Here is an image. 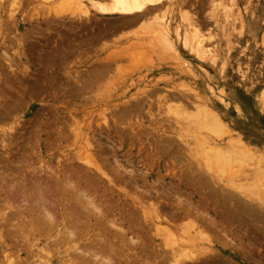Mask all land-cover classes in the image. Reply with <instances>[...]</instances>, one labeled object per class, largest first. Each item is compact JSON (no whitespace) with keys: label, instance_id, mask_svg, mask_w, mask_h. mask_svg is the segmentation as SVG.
I'll use <instances>...</instances> for the list:
<instances>
[{"label":"rangeland","instance_id":"obj_1","mask_svg":"<svg viewBox=\"0 0 264 264\" xmlns=\"http://www.w3.org/2000/svg\"><path fill=\"white\" fill-rule=\"evenodd\" d=\"M67 1L68 0H0V43L2 44L3 41L6 42L5 44H0V48H2L1 50H7L8 55L12 58V66L14 67V69L12 67L10 68L8 63L4 61L5 58L0 54V114H2L0 116L3 117V114L5 115V112L9 106L11 109H13L11 110L12 112L8 113L9 118H6L4 121L0 122V126H2L0 127V139L1 137L2 140L3 138L4 140L6 138L5 145H7V143L9 144V142L11 145V149L10 146H4L5 148H9L8 151H5L4 147L2 146V144L4 145V140L3 143H0L2 146H0V158L2 159L4 156L6 158L8 157L7 160L9 158L10 159L7 163H12H10L11 165L9 166L5 164L7 161L5 158V161L2 159L3 162L0 159V175H2L4 173V169H6L3 167L9 166V168H11L10 171L12 170L11 174L14 175L15 172L19 171L18 168H21L19 166H22L24 170L21 168L18 172V174L20 173V178L23 179V177H21V173L23 174V172H25L24 174L27 176L26 178L28 179V177H31L29 178L31 181H36L37 178L42 182L43 180L45 182L48 180L51 184V190L48 192L51 193L48 194L51 202L50 204L52 205L51 208L53 207V204L55 207H53L51 211L54 215H57V218L60 216V213L64 214L66 212V214H70L71 212L73 214V212H76L77 209L72 206L74 204V199H72L71 196L70 198L65 199V195L63 196L62 194H58L62 193V186L59 182L63 180L61 182L63 185L64 180H66L65 178H67V180H71V184L74 183L73 185L75 188L80 186L78 189L81 188V191L84 190L86 186L88 188L91 183L92 186L88 189H85H87L86 192H91V195H94L93 197L91 196L92 199L94 198L93 201L98 203V199L101 200V198L105 195L108 200L105 197L104 203L106 205L109 204L108 206L111 205L110 209L116 206L114 209H111L112 212L115 211L113 214H116V216L121 214V216L119 215L118 218H120V220L124 219V221L127 220L129 222V224H124V229L129 233H132L130 237L136 239L137 236V238L143 240V244L146 245V250L144 251H152V253H150L151 251L147 253L150 256L148 255L147 257L145 252L143 255L146 256H143L142 253H140L143 251L140 246L137 247L135 246L136 244H131V246H129L130 244H127V246H124V248L127 251L129 250V253H125L126 251L123 250L124 252H122L124 255L121 257V260L115 256V264H123V262L125 264L126 260L127 263L128 261L130 262L128 264H131L132 261L129 260L131 257H133L131 259H137L133 260V262L136 261V264H142V261L144 262L143 264H149L150 261V264H157V262L160 260L153 257L156 246H159L161 249L164 248V243H167L168 246L171 247L172 240L177 242L180 246L185 242L186 245L184 246L187 248H189L188 246H191L188 245V243H192V245L194 244L192 250L195 251V253L196 251L198 253L207 251V243L205 244L204 241L196 239V235L193 233L196 232V228L195 226L193 227L192 220L189 218H179L181 212L180 210L181 208L193 206L195 208H191L192 210L198 209V211L200 210V213L202 212L212 217H214V214H216L218 218H220L222 210L214 207L215 203L213 201L216 202L218 200L216 199V196L219 199L220 196H222L224 199L225 196H223V192L225 195L232 193L234 199H238L244 204L247 203L249 206L253 205L256 208L261 207L263 208L261 210L264 211V198H261L257 195L260 191L258 190L259 188H261V191L264 192V184L262 183V181H264L262 180V178H264L263 175H259L261 181L259 182V188H255L257 194L254 189H252L251 192L250 190L247 191V195L250 197L249 200L246 198V192L242 189V176L245 172L250 173L251 171L256 172L257 170L261 171L263 169L262 172L264 173V0H234V15L228 18L225 17L222 8L217 7L219 1L221 3L222 0H157L158 4L151 9L149 15H147V18L143 19L144 21L139 22L137 25H130L131 28L130 26L126 28V25H121L122 27H118V25L121 24L118 18L102 19V17L98 16V14H96V12L93 11L90 6H88L89 14L88 12L83 14V12L79 10H75L76 12H74L73 9L69 10L71 9L70 7L74 6H71V4ZM100 1L105 2L103 0ZM154 9L156 10L154 11ZM237 10H239V12ZM86 15H90L91 18L89 16L87 18ZM224 17L226 20H224ZM115 20L118 21L117 23L119 24H117ZM242 20L244 27H242L241 24ZM112 21L116 23V26L115 23H112ZM155 24H157L158 27L159 25H162L166 29L167 33H164V35L168 41L171 42V49L167 46H165V48L164 45L161 47L160 43L162 38L159 35H155V32L152 33L155 30L151 29H155L157 26ZM114 26L116 27L115 29ZM241 30L242 36H240ZM192 33L196 34L197 38L201 40L202 45H204L205 48L212 47V43L214 45L216 43L215 47H219L220 44L221 48L223 46V53H227L226 48L228 43L232 45L233 49L229 55L222 53L223 63L217 67L211 68L207 66L206 62L199 60L194 53H190L188 49L182 46V38H184L183 35L185 36L187 34L190 38L189 35H192ZM154 36H156L155 38L157 41H154ZM157 38L159 40L161 39V41H159ZM20 45H22L21 51ZM21 52L23 53L22 58H18ZM130 57L132 58L130 59ZM102 59L103 61L106 60V63H103ZM175 59L176 61H174ZM112 60H116L117 63L116 61L113 62ZM108 62H110V65ZM104 64L111 67H106ZM102 65L106 68H102ZM14 70H16V72ZM243 74H246L250 77L248 82L242 80ZM73 80L74 82H72ZM209 88H213L218 93H220L219 90L223 91V94H221L223 97L221 96V98L224 99L225 105L219 104L217 98H215L216 96L213 97V95L208 93L207 89ZM92 90H94V93ZM192 91H195L193 95H195L199 101L207 104L211 110H214L217 113L218 117L223 121V125H226V129L229 130L228 132L225 131L223 132L225 134L220 133L217 136L211 131L203 129V121L200 117H198L197 110L189 98L190 94L192 95ZM186 94L189 95L187 96ZM185 106L189 108H185ZM5 107L7 108L5 109ZM180 109L181 112L179 111ZM3 110H5L4 113L2 112ZM175 111L181 115L194 118V121L190 127H188V131L182 132L178 123L176 120H174L176 119L174 116ZM117 114L121 115L118 116ZM5 116H7V113ZM103 121L105 122L104 124ZM125 123L128 124L126 125ZM198 125L201 130L198 129ZM69 126L72 129H70ZM73 126H77V129H80V131L77 130V132L81 133V139H76L74 137L73 129L76 127L74 128ZM235 137L243 141L250 151L249 156H244L246 159L243 157V165L237 162L228 163V165H225L223 167L224 169L222 170L224 171L226 169V173L219 172L217 169L214 170V168H211V166H209L207 163V158L210 155L209 152L211 153V148L221 149L222 147V149H224L228 142H230L229 140L233 141V139H236ZM85 139H88L90 142L88 143L93 145L92 148L91 145H88L90 148H88V146L86 147L84 143ZM92 139L94 141L97 140V142H94ZM27 141L29 146H32L29 147L26 144ZM98 142L99 145L97 144ZM156 144L158 146H156ZM64 147L66 149H64ZM88 149V154H91L92 156L95 155L93 158H95L94 160H96L97 163V156L102 158L101 159L99 157L102 162L107 163L108 166L105 165L106 169L109 171L110 176L116 179L115 182L117 181L113 187L112 185H109V189L112 191L108 190V184L103 179L99 177L98 181V172L96 173L94 167L92 170V168H89V166L87 167L84 162L75 159L76 154L78 155V153H87L86 150ZM179 149L181 150L180 152ZM8 152L9 154L20 155H15L16 158H13V160L11 158L13 155H5ZM21 152H23L22 156ZM23 155L26 159L23 157ZM106 155L108 156L105 157ZM19 156L20 158L22 157L24 161H27L24 163V161L20 159L21 162L23 161V163L27 164L28 166L19 165L21 163L17 159ZM13 163H15L14 166ZM73 163H75V165ZM173 164L175 165L173 166ZM33 166L36 168V172L33 171L35 170ZM46 168H49L50 170L53 168V173H50V171ZM55 168H58L57 172H55ZM29 169L31 171H29ZM13 170L17 171L14 172ZM72 170L74 172H71ZM234 171H236V173H234ZM47 172L49 174H47ZM60 172H63V174ZM118 172H120L119 174L121 176H117V178L115 176L119 175L116 174ZM9 173H4L2 178H0L4 184L3 185L0 180V195L2 198H0V200L2 201L4 197L9 195H12L14 200H16L15 197L18 200L15 192L10 194V192L8 193L6 190L7 188H5V186L7 187V185H5L6 183L9 184L11 180H14L15 182L19 179L16 174V180L13 178L14 176L11 177L12 175L7 176ZM37 173H40L41 175H37ZM66 174L69 175L65 177ZM32 177L37 178L32 179ZM50 177H53V179ZM29 179L27 181H30ZM186 179L190 182H188ZM53 180H56L55 184ZM48 181L47 184L49 185ZM83 182H89V185L87 183V185H85ZM53 184L54 187H51ZM159 187L161 189H159ZM101 188H105V190L103 191ZM138 189H148L150 193V195H145L146 197H143L144 200L143 198L141 199L143 206L140 207V210L138 207L139 205L135 204L138 207L137 208L134 204H132L133 201H130L131 197H129L132 196L133 199L135 197L139 198L140 192ZM227 190L229 191L228 193H226ZM154 191L157 193H154ZM93 192L98 195L92 194ZM2 194H5L4 197H2ZM62 197L67 202V204H69V202L73 203H70L71 205L69 204L70 210ZM151 197L152 199H150ZM52 198L54 202H57L56 205L54 202L52 204ZM19 201L14 202V205L21 207V205L18 204ZM179 201H185V204L180 205L179 207ZM58 204L60 208L56 209ZM152 204L158 206V211L160 213L158 211L156 212L155 208L153 209L151 207ZM228 206H230V204L227 203L226 209ZM23 208L20 209L21 214H24L26 211H28V209L22 211ZM71 208L75 210L73 211ZM130 208H133V210ZM2 209L4 208L2 207ZM120 210L122 213L119 212ZM141 210L142 212L144 210L147 215L144 214V212L142 213ZM80 211H82L80 216H76L80 218L83 216L82 218H85V220H80L81 223H79L80 226L78 225V227L80 229L84 227L83 230L85 233H90L86 237L89 241L93 236L96 235L95 232L98 231V222L95 223V228V220H91L90 218L89 220L91 221L86 220L87 217L84 216L86 212L81 209ZM9 212L10 211L4 209V216L6 218L8 217L6 214ZM129 212H132L135 215ZM11 213H9V215ZM26 213H28L26 214L28 216L29 211ZM140 214H143L144 218ZM13 215L14 214L12 213L10 217ZM133 216L134 219L132 220H135L134 224L131 222L132 220L129 221L131 218H133ZM137 216H139V219L136 218ZM155 216L160 218L156 219L154 218ZM162 217L163 220L161 222ZM173 218L176 219L174 222L172 221ZM7 219H9V217ZM145 219L148 222L145 221ZM11 220L10 224L7 223L10 226H7L12 227L13 224H16L15 227H17L19 225V222L15 221V219ZM82 221H85V224ZM143 222L146 223L145 226ZM3 224H5L4 221ZM82 224H84L86 227L88 226V228ZM5 225L1 227H4ZM92 226H94L95 230L94 228L93 230L91 229ZM150 226L152 227L150 228ZM253 226L255 225H252L251 227L253 228V231L251 230L253 232L251 233L252 235H254L255 228H260L262 226L260 229H264V218L262 219V222H259L258 227H256L257 225L255 228ZM15 227L13 225L12 229L9 228L10 230H7L8 227H5V231L4 228L3 230L0 229L1 239L7 243L6 245H9L8 247H10L9 250H6L7 252L9 251L8 253H5V255H0V264L5 263V260L2 259L4 256L9 255L10 253H12L11 258L13 262L11 264H18V262L21 264L22 262L19 260H21L23 256L18 257L19 254H22V250L20 251V249H22L20 245L22 236L20 238L18 230ZM138 227L140 229H138ZM14 228L15 230L13 232ZM226 228L231 230L228 225ZM90 229L94 233H92ZM1 230L5 233H2ZM134 232H138V234L140 232L141 234L140 236L138 234L135 235ZM142 232L145 233L143 234ZM160 232L163 234H160ZM169 232H171L172 235ZM10 233V236L16 238H14V241L8 240L10 238L8 234ZM85 233L82 231V234L85 235ZM210 233L208 232L209 235H212V233ZM255 234L258 235L259 233H256L255 231ZM144 235H148L145 237L147 238V241L144 240L145 238L141 237ZM193 236L195 238H193ZM96 237L92 238L93 241H89L90 244H93L94 246L96 244L98 245V242L94 240ZM148 237L151 240L148 239ZM213 237L211 243L213 246H215V249L218 247L216 250L219 249V252L221 250L225 257H228V255L231 253H236L237 259L235 258L234 261L237 263L264 264V247L262 245L259 246L258 244L253 243L255 249L253 247H249V249H247L250 251V253H246V249L244 250L245 252H241L237 245L234 247L235 243L233 244L230 241L225 240V242L223 241L225 244L222 245L221 243L219 244V242H217ZM165 238L167 240H165ZM228 238L238 239L236 236H231V234ZM1 239L0 241H2ZM11 242H15L17 246L13 247V245L16 244H12ZM259 244L262 243L259 242ZM93 245H90V248H93ZM145 245H143V247ZM147 245H151L152 248H148L147 250V247H151ZM200 246H203L204 248ZM139 248L142 251H140ZM259 248L262 250L260 249V251ZM166 249L168 250L169 248ZM138 250L139 252H137ZM131 251H133V254ZM261 252L262 256L260 255ZM68 254L69 256H72L70 253ZM137 254L139 257H136ZM124 256L126 257V260L125 258L123 260ZM16 257L21 259L18 260ZM77 258V261H80V259L83 260L81 257ZM37 259L38 257H32L28 260H25V262L22 259V264H40L41 259ZM17 260L18 262L16 263ZM87 260L88 259H84V262H87V264L88 262L91 263L90 260ZM169 261L170 262L168 264L174 263L171 258ZM84 262L82 263L85 264Z\"/></svg>","mask_w":264,"mask_h":264},{"label":"bare ground","instance_id":"obj_2","mask_svg":"<svg viewBox=\"0 0 264 264\" xmlns=\"http://www.w3.org/2000/svg\"><path fill=\"white\" fill-rule=\"evenodd\" d=\"M2 1V0H1ZM9 1V0H8ZM12 1H14V0H12ZM17 1V0H16ZM103 1H105V2H101L100 0H98V1H96V0H68L67 2H69L70 4H71V6H74V7H70L71 9H69V10H72L73 9V11L74 12H76V11H82L83 12V14H86L87 12H88V6H90L92 9H93V11H95L96 12V14H98V16H100V17H102V19L103 18H106V19H108V18H118V20L120 21V25H118V27H122L121 25H126L125 27L127 28V27H129L130 25H137V24H139V22H143L144 20L143 19H146L147 18V15H149V12L151 11V9L152 8H154V6H156L157 4H158V2H157V0H103ZM7 2V1H6ZM218 2V1H217ZM17 3V2H16ZM8 4V3H7ZM11 4V3H10ZM69 4V5H70ZM12 5V4H11ZM234 6H235V1L234 0H222V2L220 3V1H219V4L217 5V7H221L222 8V10L224 11V15H225V17H230V16H232V15H234ZM11 7H15V6H11ZM214 7V6H213ZM9 8V7H8ZM56 8V7H55ZM54 8V9H55ZM2 9V8H1ZM43 9V8H42ZM59 9V8H58ZM157 9V8H156ZM156 9H154V11L156 10ZM27 10V9H26ZM76 10V11H75ZM35 11H36V9H35ZM43 11V10H42ZM48 11V10H47ZM53 11V10H52ZM57 11V10H56ZM238 12H239V10H237ZM37 12H39V11H37ZM237 12V13H238ZM12 13H14V12H12ZM62 13V12H61ZM72 13V12H71ZM79 13V12H78ZM92 13V12H91ZM236 13V14H237ZM10 14V13H9ZM83 14H81V15H83ZM88 14H89V12H88ZM155 14V13H154ZM91 15V14H90ZM90 15H88L90 18H91V16ZM5 16V15H4ZM71 16V15H70ZM84 16V15H83ZM87 16V15H86ZM85 16V17H86ZM88 16H87V18H88ZM151 17V16H150ZM224 17V20H226V18ZM66 18V17H65ZM89 18V19H90ZM99 18V17H98ZM154 18V17H153ZM184 18V17H183ZM12 19V18H11ZM28 20V19H27ZM185 20V19H184ZM183 20V21H184ZM114 21V20H113ZM112 21V23H115V22H113ZM116 21V20H115ZM156 21V20H155ZM59 22V21H58ZM118 21H116V23H117ZM1 23V22H0ZM116 23H115V26H116ZM189 23V22H188ZM58 24V23H57ZM117 24H119V23H117ZM241 24H242V27H244V23H243V20H242V22H241ZM61 25V24H60ZM88 25V24H87ZM155 25H157V24H155ZM85 26V25H84ZM114 26V29L116 28ZM149 26V25H148ZM0 27H1V25H0ZM36 27V26H35ZM47 27V26H46ZM65 27V26H64ZM67 27V26H66ZM113 27V26H112ZM125 27H123V28H125ZM151 27H152V24H151ZM158 27V25L156 26V28L155 29H151L150 27V29L151 30H155V31H153L152 33H156L155 35H159L161 38H162V41H161V39L159 40L158 38V40L159 41H161V43L160 42H157V43H160L161 44V47H163L162 45H164V47L165 46H167V47H170V49H171V45H170V43L171 42H169L168 41V39L165 37V35H164V33H167V31H166V29L162 26V25H159V27ZM188 27H190V26H188ZM72 28V27H71ZM122 28V29H123ZM125 28V29H126ZM130 28H131V26H130ZM195 28V27H194ZM2 29V28H1ZM112 29V28H111ZM118 30V29H117ZM102 31H104V30H102ZM106 31V30H105ZM113 31V30H112ZM111 32V31H110ZM114 32V31H113ZM117 32V31H116ZM119 33V32H118ZM6 34V33H5ZM12 34V33H11ZM178 34V33H177ZM1 35V34H0ZM202 35V34H201ZM7 36V35H6ZM190 36V38L188 37V35L186 34L185 36L183 35V37L184 38H182L183 39V42H182V46L184 47V48H186V49H188L189 51H190V53H194L197 57H198V59L199 60H201V61H203V62H206V64H207V66H209V67H211V68H213V67H217L218 65H220V64H222L223 63V58H222V53H223V50H222V48H223V46H222V48H221V45L219 44V47H215L216 46V43H215V45L212 43V47H208V48H205L204 47V45H202V42H201V40H199V38H197V36H196V34H194V33H192V35H189ZM200 36V35H199ZM240 36H242V30H241V35ZM8 37V36H7ZM156 36H154V38H155ZM158 37V36H157ZM169 37V36H168ZM9 38V37H8ZM177 38H178V36H177ZM176 38V39H177ZM201 38V37H200ZM222 38V37H221ZM121 39V38H120ZM125 39V38H124ZM3 40V39H2ZM14 40V39H13ZM21 40V39H20ZM118 40V39H117ZM221 40V39H220ZM219 40V41H220ZM9 41H11V40H9ZM154 41H157L156 40V38H155V40ZM216 41H217V39H216ZM226 41V40H225ZM231 41V40H230ZM229 41V42H230ZM117 42V41H116ZM121 42H122V40H121ZM131 42H133V41H131ZM221 42V41H220ZM6 42L5 41H3L2 42V44H5ZM21 43V42H20ZM164 43V44H163ZM230 43H232V42H230ZM1 44V43H0ZM1 44V45H2ZM21 44H23V43H21ZM129 45V44H128ZM136 45V44H135ZM209 45V44H208ZM224 45V44H223ZM227 48H226V50H227V53L226 52H224L223 54H225V55H229L230 54V52H231V50L233 49V47H232V45L231 44H228L227 43ZM9 46V45H8ZM7 46V47H8ZM117 46V45H116ZM126 46V45H125ZM160 46V45H159ZM210 46V45H209ZM10 47V46H9ZM22 45H20V51L22 50ZM207 47V46H206ZM166 48V47H165ZM2 48H0V50H1ZM5 49V48H4ZM12 49V48H11ZM121 49H122V47H121ZM15 50V49H14ZM141 50V49H140ZM144 50V49H143ZM163 50V49H162ZM167 50V49H166ZM173 50V49H172ZM3 51H5V52H3ZM1 52H3V53H1ZM142 52V51H141ZM0 54L5 58V60L4 61H6L7 63H8V66L11 68H13L14 69V67L12 66L13 65V62L11 61L12 60V58L8 55V53H7V50H1L0 51ZM17 54V53H16ZM132 54V53H131ZM143 54V53H142ZM11 55V54H10ZM14 55V54H13ZM22 55H23V53L21 52V54L19 55V57L18 58H22ZM129 55V54H128ZM132 56V55H131ZM17 57V56H16ZM116 57H118V56H116ZM129 57V56H128ZM175 57V56H174ZM107 58H108V56H107ZM106 58V59H107ZM124 58V57H123ZM122 58V59H123ZM132 57H130V59H131ZM113 59V58H112ZM116 59V58H115ZM118 59V58H117ZM120 59H121V57H120ZM100 60V59H99ZM1 61V60H0ZM102 61H103V59H102ZM106 60H104L103 61V63L105 62ZM108 61V60H107ZM113 61V60H112ZM116 61V60H115ZM115 61H113V62H115ZM174 61H176V59L174 60ZM11 62V63H10ZM111 62V61H110ZM110 62H108V64L110 63ZM5 63V62H4ZM106 63V62H105ZM116 63H117V61H116ZM3 65H5V64H3ZM104 65H106V64H104ZM110 65V64H109ZM112 65V64H111ZM115 65V64H114ZM95 66V65H94ZM108 65H106V67H107ZM223 66V65H222ZM15 67H17V66H15ZM102 68H106L105 66H101ZM109 68L111 67V66H108ZM220 67V66H219ZM26 68V67H25ZM71 68V67H70ZM221 69V68H220ZM18 70V69H17ZM65 70V69H64ZM108 70V69H107ZM222 70H223V68H222ZM15 72H16V70H14ZM19 71H21V70H19ZM220 71V70H219ZM246 71V70H245ZM22 72H23V70H22ZM66 72V71H65ZM68 72V71H67ZM222 72V71H221ZM8 73V72H7ZM11 73V72H10ZM21 73V72H20ZM6 74V73H5ZM9 74V73H8ZM22 74V73H21ZM86 74V73H85ZM10 75V74H9ZM26 75V74H25ZM67 75V74H66ZM97 75V74H96ZM10 77V76H9ZM70 77V76H69ZM76 77V76H75ZM89 77V76H88ZM100 77V76H99ZM45 79V78H44ZM73 79H75V78H73ZM93 79V78H92ZM96 79V78H95ZM94 79V80H95ZM68 80V79H67ZM242 80H244V81H246V82H248L249 80H250V77L249 76H247L246 74H243L242 75ZM6 81H7V79H6ZM72 82H74V80L72 81ZM78 82V81H77ZM251 82V81H250ZM253 82V81H252ZM3 83V82H2ZM83 83H84V81H83ZM94 83V82H93ZM99 83V82H98ZM19 84H21V83H19ZM4 85V84H3ZM2 85V86H3ZM59 85V84H58ZM72 85V84H71ZM91 85V84H90ZM98 85V84H97ZM45 86H47V85H45ZM61 86V85H60ZM80 86H81V84H80ZM95 86V85H94ZM99 87V86H98ZM9 88V87H8ZM40 88H41V86H40ZM87 88V87H86ZM117 88V87H116ZM81 89V88H80ZM98 89V88H97ZM220 89V88H219ZM74 90V89H73ZM208 90V93L210 94V95H213V97H215V98H217V101L219 102V104H221V105H225V101H224V99L223 98H221V94H223V91L222 90H219L220 91V93H218V92H216L213 88L211 89V88H209V89H207ZM4 91V90H3ZM37 91V90H36ZM77 91V90H76ZM75 91V92H76ZM93 91V93H94V90H92ZM5 92V91H4ZM70 92V91H69ZM86 92V91H85ZM152 92V91H151ZM154 92V91H153ZM191 92V91H190ZM1 93V92H0ZM90 93V92H89ZM92 93V92H91ZM96 93V92H95ZM98 93V92H97ZM138 93V92H137ZM148 93V92H147ZM193 93H195V91L193 92L192 91V95L190 94V96H189V98H190V100L192 101V103H193V105H194V107L196 108V110H197V114H198V117H200L201 119H202V121H203V124H202V126H203V129H206V130H208V131H211L212 133H214V134H216L217 136H218V134H220V133H223V132H225V131H229V130H227L226 128V125H223L224 123H223V121L218 117V115H217V113L214 111V110H211V108L210 107H208V105L207 104H204V103H202L201 101H199V99H197V97L195 96V95H193ZM13 94V93H12ZM77 94V93H76ZM83 94V93H82ZM154 94V93H153ZM201 94V93H200ZM218 94V95H217ZM97 95V94H96ZM99 95V94H98ZM187 95V94H186ZM189 95V94H188ZM187 95V96H188ZM208 95V94H207ZM78 96V95H77ZM84 96V95H83ZM94 96V95H93ZM71 97V96H70ZM79 97V96H78ZM98 97V96H97ZM101 97V96H100ZM144 97H147V96H144ZM178 97V96H177ZM201 97V96H200ZM223 97V96H222ZM202 98V97H201ZM11 99V98H10ZM168 99V98H167ZM180 99V98H179ZM178 99V100H179ZM148 100V99H147ZM177 100V99H176ZM200 100H202V99H200ZM204 100V99H203ZM258 100V99H257ZM8 101V100H7ZM18 101V100H17ZM16 101V102H17ZM102 101V100H101ZM138 101V100H137ZM6 102V101H5ZM15 102V103H16ZM84 102V101H83ZM179 102V101H178ZM204 102H206V101H204ZM141 103V102H140ZM150 103V102H149ZM212 103V102H211ZM214 103V102H213ZM11 104V103H10ZM10 104H8V105H10ZM17 104V103H16ZM20 104V103H19ZM141 105V104H140ZM188 105V104H187ZM7 106V105H6ZM143 106V105H142ZM8 107V106H7ZM7 107H5V109L7 108ZM119 107V106H118ZM136 107V106H135ZM189 107H190V105H189ZM189 107H186L185 106V108H189ZM10 108V109H9ZM127 108V107H126ZM131 108V107H130ZM9 109V110H8ZM18 109V108H17ZM122 109V108H121ZM181 109H182V106H181ZM181 109L179 110L180 112H181ZM192 109V108H191ZM11 110H13V109H11V107L9 106L8 108H7V111L5 112V115H6V113H7V116H8V113L9 112H12ZM131 110V109H130ZM149 110V109H148ZM184 110V109H183ZM4 111L5 110H3L2 112L4 113ZM20 111V110H19ZM120 111V110H119ZM123 111V110H122ZM128 111V110H127ZM144 112V111H143ZM19 113V112H18ZM17 113V114H18ZM113 113V112H112ZM120 113H121V111H120ZM136 113V112H135ZM145 113V112H144ZM11 114V113H10ZM116 114V113H115ZM0 115H2V114H0ZM4 114H3V117H1L0 118V122L1 121H4V119H8L9 118V116L7 117V116H5ZM118 115V114H117ZM121 115V114H120ZM120 115H118V116H120ZM124 115V114H123ZM136 115V114H135ZM111 116H113V115H111ZM130 116V115H129ZM128 116V117H129ZM168 116V115H167ZM174 116H175V118L176 119H174V120H176V122L178 123V125H179V127H180V129L182 130V132H186V131H188V127H190V125L192 124V122L194 121V118L193 117H190V116H186V115H181V114H179L178 112H174ZM5 117V118H4ZM16 117V116H15ZM74 117V116H73ZM122 117H124V116H122ZM121 117V118H122ZM104 118V117H103ZM110 118V117H109ZM132 118V117H131ZM72 119V118H71ZM112 119V118H111ZM75 120V119H74ZM73 120V121H74ZM124 120V119H123ZM126 120V119H125ZM7 121V120H6ZM105 121V120H104ZM103 121V124L105 123ZM127 121V120H126ZM197 121V120H196ZM75 122V121H74ZM95 122V121H94ZM13 123V122H12ZM76 123V122H75ZM96 123V122H95ZM94 123V124H95ZM4 124H5V122H4ZM74 124V123H73ZM117 124V123H116ZM126 124V123H125ZM128 124V123H127ZM126 124V125H127ZM173 124V123H172ZM80 125V124H79ZM96 125V124H95ZM97 125H98V123H97ZM117 126V125H116ZM119 126V125H118ZM120 126H122V125H120ZM173 126V125H172ZM0 127H2V126H0ZM7 127V126H6ZM74 127V126H73ZM76 127V128H75ZM74 128L76 129V133H75V129H73L72 131L74 132V137L76 138V139H81L82 138V136H81V133H79V132H77V130H79L80 131V129L78 128L77 129V126H75ZM123 127V126H122ZM196 127V126H195ZM12 128V127H11ZM69 128H70V126H69ZM85 128V127H84ZM98 128H99V126H98ZM6 129V128H5ZM70 129H72V128H70ZM101 129V128H100ZM196 129V128H195ZM198 129L199 130H201L200 128H199V125H198ZM202 129V130H203ZM9 130V129H8ZM118 130V129H117ZM2 131V130H1ZM58 131V130H57ZM69 131V130H68ZM201 132H203V131H201ZM226 132V133H227ZM14 133V132H13ZM223 134H225V133H223ZM222 134V135H223ZM8 135V134H7ZM24 135V134H23ZM91 135V134H90ZM12 136V135H11ZM21 136V135H20ZM19 136V137H20ZM57 136V135H56ZM198 136V135H197ZM221 136V135H220ZM8 138V137H7ZM60 138V137H59ZM219 138V137H218ZM236 138V137H235ZM31 139V138H30ZM53 139V138H52ZM68 139V138H67ZM109 139V138H108ZM161 139V138H160ZM3 140H4V138H3ZM3 140H2V137H1V139H0V143H3ZM5 140H6V138H5ZM4 140V145L2 144V146L4 147V146H10V149H11V145H10V142H9V144L7 143V145H5V141ZM55 140V139H54ZM59 140V139H58ZM86 140V141H85ZM84 140V143H85V145H86V147L88 146V145H91V144H89L90 142H89V140L88 139H85ZM93 140V139H92ZM165 140V139H164ZM168 140H170V139H168ZM57 141V140H56ZM94 141V140H93ZM96 142H97V140H95ZM94 141V142H95ZM171 141V140H170ZM173 141V140H172ZM184 141V140H183ZM230 142H228V144L226 145V147L224 148V149H222V147H221V149H219V148H211V153L209 152V156H208V158H207V163H208V165L209 166H211V168H214V170L215 169H217L219 172H225V170L224 171H222L224 168V166L225 165H228V163H232V162H237V163H240V164H242L244 161H243V159L245 158L244 156H249V153H250V151L248 150V147L246 146V144L243 142V141H241L240 139H233V141L232 140H229ZM26 142V141H25ZM72 142V141H71ZM89 142V143H88ZM92 142V141H91ZM94 142H92V143H94ZM160 142H162V141H160ZM181 142H182V140H181ZM184 143V142H183ZM28 146H29V144H28V141H27V143H26ZM98 145H99V142L97 143ZM168 144V143H167ZM170 144V143H169ZM97 145V146H98ZM103 145V144H102ZM153 145H154V143H153ZM160 145V144H159ZM0 146H1V144H0ZM1 146V147H2ZM30 146H32V145H30ZM29 146V147H30ZM73 146V145H72ZM92 146L93 145H91V148H92ZM96 146V147H97ZM156 146H158L157 144H156ZM160 146H162V145H160ZM164 146V145H163ZM178 146V145H177ZM199 146V145H198ZM16 147V146H15ZM95 147V146H94ZM100 147V146H99ZM116 147V146H115ZM88 148H90L89 146H88ZM118 148V147H117ZM154 148V147H153ZM178 148H181V147H178ZM183 148V147H182ZM3 149V148H2ZM4 149H5V151H8V149L9 148H5L4 147ZM7 149V150H6ZM33 149V148H32ZM64 149H66L65 147H64ZM101 149V148H100ZM184 149H186V148H184ZM251 149V148H250ZM30 150V149H29ZM80 150V149H79ZM92 150V149H91ZM90 150V151H91ZM157 150V149H156ZM77 151V150H76ZM87 151V153H78V152H76V153H78V155L76 154V157H75V159H77V160H80V161H82V162H84L85 163V165L88 167L89 166V168L91 167L92 168V170H93V167H94V169L96 170V173L98 174V181H99V177L101 178V179H103L107 184H108V190H110V191H112L111 189H109V187L112 185V187L115 185V183L117 182H115V180L116 179H114L113 177H111L110 176V173H109V171L106 169V167H105V165L106 166H108L107 165V163H104V162H102L101 161V157L100 156H97L98 157V163L96 162V160H94L95 158H93V156H95V155H91V154H88V151H89V149L88 150H86ZM93 151H94V149H93ZM159 151V150H158ZM157 151V152H158ZM181 150L179 149V152H180ZM193 151V150H192ZM191 151V152H192ZM195 151V150H194ZM254 151V150H253ZM2 152V151H1ZM11 152V151H10ZM20 152V151H19ZM92 152V151H91ZM112 152V151H111ZM154 152V151H153ZM156 152V151H155ZM188 152H190V151H188ZM187 152V153H188ZM100 153V152H99ZM184 153V152H183ZM193 153V152H192ZM191 153V154H192ZM196 153V152H195ZM257 154H259L258 152H256ZM5 154V153H4ZM7 154H9V152L8 153H6L5 155H7ZM22 154H23V152H21V156H22ZM73 154H75V153H73ZM94 154V153H93ZM106 154V153H105ZM197 154H198V152H197ZM200 154H202V153H200ZM256 154V155H257ZM9 155H13V154H9ZM15 155H20V154H14L13 156H15ZM64 155V154H63ZM98 155V154H97ZM100 155V154H99ZM114 155V154H113ZM175 155V154H174ZM173 155V156H174ZM182 155V154H181ZM256 155H255V158H256ZM3 156V155H2ZM11 157L12 159L13 158H16V156L15 157ZM108 155H106L105 157H107ZM184 156H186V155H184ZM197 156V155H196ZM251 156V155H250ZM23 157H24V155H23ZM27 157H28V155H27ZM36 157V156H35ZM101 159H100V158ZM145 157V156H144ZM183 157V156H182ZM189 157V156H188ZM187 157V158H188ZM191 157V156H190ZM244 157V158H243ZM4 158L7 160V158L4 156ZM4 158H2L3 160H4ZM25 158V157H24ZM29 158V157H28ZM34 158V157H33ZM194 158H195V156H194ZM258 158V157H257ZM1 159V158H0ZM2 159H1V161H2ZM10 159V158H9ZM8 159V160H9ZM18 159V161H20V159L21 160H23L24 161V159H22V157L20 158V156H19V158H17ZM26 159V158H25ZM38 159H40V158H38ZM67 159V158H66ZM175 159V158H174ZM184 159V158H183ZM206 159V158H205ZM246 159V158H245ZM6 161V163L5 164H7V165H11L10 163L8 164L7 162H9V161ZM14 160V159H13ZM35 160V159H34ZM65 160V159H64ZM63 160V161H64ZM196 160V159H195ZM5 161V160H4ZM17 161V160H16ZM17 161V162H18ZM23 161L19 164V165H27V164H24L25 163V161H24V163H23ZM30 161H32V160H30ZM125 161V160H124ZM192 161V160H191ZM3 162V161H2ZM15 162V161H14ZM27 162V161H26ZM78 162V161H77ZM108 163H110L109 161H107ZM179 162H181V161H179ZM194 162V161H193ZM199 162V161H198ZM39 163V162H38ZM58 163V162H57ZM192 163V162H191ZM195 163V162H194ZM236 163V164H237ZM263 163V162H262ZM1 164V163H0ZM3 164V163H2ZM5 164H4V166H5ZM14 164L15 163H13V166H14ZM74 165H75V163H73ZM79 164V163H78ZM176 164V163H175ZM175 164H173V166L175 165ZM186 164V163H185ZM196 164V163H195ZM198 164V163H197ZM235 164V165H236ZM6 165V166H7ZM17 165V164H16ZM15 165V166H16ZM18 165V166H19ZM130 165V164H129ZM243 165V164H242ZM9 166H7V167H3V168H6V169H4V173H9V171H10V169L11 168H9ZM17 166V167H18ZM28 166V165H27ZM32 166V165H31ZM66 166H68V165H66ZM110 166H111V164H110ZM109 166V167H110ZM238 166H239V164H238ZM19 167H21L22 168V166H19ZM44 167H45V165H44ZM49 167V166H48ZM56 167V166H55ZM114 167V166H113ZM172 167V166H171ZM184 167V166H183ZM232 167V166H231ZM230 167V168H231ZM240 167H242V166H240ZM16 168V167H15ZM21 168H18L19 169V171H20V169ZM31 168V167H30ZM33 168H34V166H33ZM40 168V167H39ZM50 168V167H49ZM49 168H46V169H48L49 171H50V173H53L52 171V169L53 168H51V170L49 169ZM66 168H68V167H66ZM70 168V167H69ZM112 168V167H111ZM110 168V169H111ZM118 168V167H117ZM121 168V167H120ZM17 169V168H16ZM23 170H24V168H22ZM35 170H33V171H35L36 172V168H34ZM41 169V168H40ZM45 169V168H44ZM58 169V168H57ZM57 169L55 168V172H57ZM113 169V168H112ZM198 169V168H197ZM229 169V168H228ZM7 170H9V171H6ZM28 170V169H27ZM38 170V169H37ZM47 170V171H48ZM82 170V169H81ZM95 170H94V172H95ZM121 170V169H120ZM125 170V169H124ZM263 170V169H262ZM262 170L261 171H251L250 173H244V175L242 176V178H243V180H242V189L246 192V195H247V191H249L250 190V192L252 191V189H254V191H255V188L256 189H258L259 188V185H260V177H259V175H263V177H264V173L262 172ZM12 171V170H11ZM10 171V173L9 174H7V176L8 175H12L11 172ZM14 171V170H13ZM15 171H17V170H15ZM14 171V172H15ZM18 171V172H19ZM22 171V170H21ZM29 171H31L30 169H29ZM32 171V172H33ZM46 171V170H45ZM60 171V170H59ZM62 171V170H61ZM76 171V170H75ZM130 171V170H129ZM184 171V170H183ZM186 171V170H185ZM188 171V170H187ZM230 171V170H229ZM238 171V170H237ZM1 172V171H0ZM13 172V173H14ZM18 172H15V174H16V176L17 177H19L20 175V173L18 174ZM39 172H42V171H39ZM71 172H74L73 170L71 171ZM83 172V171H82ZM89 172V171H88ZM87 172V173H88ZM110 172H111V170H110ZM125 172V171H124ZM131 172V171H130ZM226 172H227V170H226ZM225 172V173H226ZM3 173V174H4ZM25 172H23V174H24ZM29 173V172H28ZM46 173V172H45ZM59 173V172H58ZM60 173H62L63 174V172H60ZM68 173H70V172H68ZM79 173V172H78ZM77 173V174H78ZM120 172H118V173H116V174H119ZM172 173V172H171ZM192 173V172H191ZM217 173V172H216ZM234 173H236V171H234ZM3 174L2 175H0V178H2V176H3ZM15 174L14 175H12L11 177H13V178H15V180H16V176H15ZM18 174V175H17ZM22 173H21V177H23V179L22 178H20L19 177V181L17 180V181H15L14 182V180L12 181L11 180V182H10V180H9V184L8 183H6L5 185H7V187L5 186V188H7L6 190L8 191V193L10 192V194L11 193H13V192H15L14 194L18 197V200H17V198L15 197V199L17 200V201H19L18 202V204L19 205H21V207H19V206H16V205H14V202H17L16 200H14V197L12 196V195H9V196H7V197H4V195L2 194V197H4L3 198V201L2 200H0L1 202H0V229H2L3 230V228H4V231H5V227H8L7 228V230L9 229V228H11L12 229V227H13V225H14V227L16 226V224H13V222H12V227H9L10 225V220L11 219H15V221H18L19 222V225H18V223H17V227H15V228H17V230H18V233H19V235H20V238H21V236H22V241H21V248L22 249H20V247H19V249H20V251L22 250V254H19L18 255V257H21V256H23V260H24V262H25V260H28L29 258H32V257H38V259H41V263L40 264H83L82 262H84V259H88V260H90L91 261V263L92 264H115V261H114V257L116 256L118 259H120L121 260V257L124 255L123 254V250H125V248H124V246H127V244L129 245V246H131V244L132 245H134V244H136L135 246H137V247H141V249H143V251L139 248V250L140 251H142V252H140V253H142V255L143 254H147V253H149V252H145L144 250H146V245L145 244H143V240H140L139 238H137V236H136V239H134L133 237H130V235L132 234V233H129L127 230H125L124 229V224H129V222L127 221V220H125L124 221V219H121L120 220V218H118V216L120 215L121 216V214H118V216H116V214L114 215L113 214V212H115V211H113L112 212V210L111 209H114L115 207H113V208H111L110 209V206H108V205H106L105 203H104V199H105V195L101 198V200L100 199H98V203H95L94 201H93V199H92V197L94 196V195H91V192L89 193V192H86V190L88 189V188H90L92 185H91V183H90V185L88 186V188H87V186L85 187V188H87V189H85L84 188V190H80V189H78V187H80V186H78V187H76L75 188V186L73 185V184H71V180L69 181V180H67V178H65L66 180H64V182H63V185H62V181L63 180H61V182H59V180H58V182L61 184V186H62V188L60 187V186H58V187H60L61 189H62V193H58V194H62L64 197H65V199L67 198H70V196L72 197V199H74L72 202L74 203H71V202H69V204L71 203V204H73L72 206H74V208H77L76 209V212L74 211L75 209H73V208H71V209H73V214L70 212V214L68 213V214H66V212L63 214V213H60V216H58V218L56 217L57 215H54L53 214V212L51 211V209L54 207V204H53V198H52V204H53V207L51 208V202H50V199H49V196H48V194H51V193H48L49 192V190H51L50 189V183H49V181H48V183H49V185L47 184V181L45 182L44 180H43V182L39 179L38 180V178L37 177H35V178H33L32 177V179H36V181L34 180H30L29 178H31V177H28V179L30 180V181H27L28 179L26 178L27 176H25V174L23 175ZM34 174V173H33ZM44 174V173H43ZM47 174H49L48 172H47ZM62 174H61V178H62ZM112 174V173H111ZM133 174H134V172H133ZM213 174V173H212ZM230 174V173H229ZM23 175V176H22ZM35 175V174H34ZM37 175H41L40 173L38 174L37 173ZM51 175V174H50ZM55 175V174H54ZM58 175V174H57ZM67 175H69V174H66V176L65 175H63V176H65V177H67ZM80 175V174H79ZM88 175V174H87ZM94 175V174H93ZM122 175H123V173H122ZM130 175H132V174H130ZM200 175V174H199ZM214 175V174H213ZM225 175V174H224ZM25 176V177H24ZM30 176V175H29ZM72 176V175H71ZM73 176H74V173H73ZM84 176V175H83ZM82 176V177H83ZM117 176H121L120 174L119 175H116L115 177H117ZM198 176V175H197ZM6 177V176H5ZM39 177V176H38ZM46 177V176H45ZM129 177V176H128ZM136 177V176H135ZM208 177H209V175H208ZM207 177V178H208ZM215 177V176H214ZM8 178H10V177H8ZM8 178H7V180H8ZM25 178H26V180H25ZM50 178H52L53 179V177H50ZM118 178V177H117ZM131 178V177H130ZM210 178V177H209ZM208 178V179H209ZM54 179H56V178H54ZM100 179V180H101ZM114 179V180H113ZM124 179V178H123ZM215 179V178H214ZM213 179V180H214ZM1 180V179H0ZM6 180V179H5ZM46 180V179H45ZM84 180H85V178H84ZM87 180V179H86ZM118 180H120V179H118ZM122 180V179H121ZM187 180V179H186ZM212 180V179H211ZM262 180H264V178H262ZM4 181V180H3ZM54 181V184L56 183L55 181L56 180H53ZM143 181H145V180H143ZM142 181V182H143ZM188 181V180H187ZM31 182V183H30ZM158 182V181H157ZM188 182H190V181H188ZM212 182V181H211ZM216 182V181H215ZM219 182V181H218ZM1 183H2V180H1ZM30 183V184H29ZM58 183V184H59ZM76 183V182H75ZM79 183V182H78ZM84 183V182H83ZM86 183H84L85 185H87ZM102 183H103V181H102ZM101 183V184H102ZM156 183V182H155ZM209 183V182H208ZM262 183L264 184V181H262ZM3 184V183H2ZM54 184L51 186V187H54ZM83 184V185H84ZM120 184H122V183H120ZM133 184V183H132ZM203 184V183H202ZM220 184V183H219ZM262 184V185H263ZM4 185V184H3ZM82 185V184H81ZM110 185V186H109ZM174 185V184H173ZM208 185V184H207ZM258 185V186H257ZM1 186V185H0ZM124 186V185H123ZM155 186V185H154ZM204 186V185H203ZM215 186V185H214ZM223 186V185H222ZM55 187H56V185H55ZM136 187V186H135ZM213 187V186H212ZM234 187V186H233ZM4 188V187H3ZM138 188V187H137ZM155 188V187H154ZM207 188V187H206ZM9 189V190H8ZM94 189V188H93ZM92 189V190H93ZM101 189H103V191L105 190V188H101ZM100 189V190H101ZM115 189V188H114ZM129 189V188H128ZM153 189V188H152ZM159 189H161L160 187H159ZM164 189V188H163ZM230 189V188H229ZM236 189H237V187H236ZM116 190H118V189H116ZM148 190V189H147ZM147 190H145V189H143V190H141V189H138V191L140 192V194H139V198H137V197H135L134 199L132 198V196H129V197H131V199H130V201L132 200L133 201V203L132 204H138L139 206V210H140V207H142L143 206V202H141V199L145 196V195H150V193H149V190L147 191ZM158 190V189H157ZM169 190H171V189H169ZM235 190V189H234ZM258 190H260L259 191V193L257 194V192H256V194L258 195V196H260L261 198H264V192H262L261 191V188H259ZM257 190V191H258ZM2 191V190H1ZM52 191H53V189H52ZM122 191V190H121ZM131 191V190H130ZM236 191V190H235ZM3 192V191H2ZM74 192V193H73ZM95 192H96V189H95ZM109 192V191H108ZM114 192V191H113ZM132 192V191H131ZM159 192V191H158ZM163 192V191H162ZM201 192V191H200ZM217 192V191H216ZM229 191L227 190L226 191V193H228ZM233 192V191H232ZM254 192V193H255ZM57 193V192H56ZM55 193V194H56ZM102 193V192H101ZM117 193V192H116ZM119 193V192H118ZM152 193V192H151ZM154 193H157L156 191H154ZM169 193V192H168ZM181 193H183V192H181ZM195 193V192H194ZM219 193V192H218ZM249 193V192H248ZM253 193V192H252ZM0 194H1V192H0ZM13 194V195H14ZM92 194H96V193H92ZM103 194V193H102ZM113 194V193H112ZM112 194H110V195H112ZM236 194V193H235ZM60 195H58L59 197H61ZM96 195H98V194H96ZM99 195H101V194H99ZM160 195V194H159ZM162 195V194H161ZM246 195H245V197H246ZM254 195V194H253ZM51 196V195H50ZM53 196V195H52ZM67 196V197H66ZM69 196V197H68ZM92 196V197H91ZM121 196V195H120ZM126 196V195H125ZM152 196V195H151ZM164 196H165V194H164ZM168 196V195H167ZM179 196H181V195H179ZM223 196H225L224 197V199H223V197L222 196H220V199L219 198H217V196H216V199H218L216 202L215 201H213L215 204V206L214 207H217V208H219V209H221L222 211H221V217L220 218H218V216L216 215V214H214V217H212V216H208V214H204V213H200L199 211H198V209H194V210H192L191 208H195V207H193V206H188V207H186V208H181V212H180V217L179 218H189V219H191L192 220V224H193V227L195 226V230H196V232H193V233H195V235H196V239H198V240H200V241H204L205 242V244L208 246L207 248H208V250L207 251H203V252H197L196 251V253H195V251H193L192 250V247H194V244L192 245V243H188V245H191V246H188L189 248H191V249H189V248H187L186 246H184V245H186L185 244V240L183 241L184 243L183 244H181V246L177 243V242H175V241H173L172 240V242H171V247H169L168 246V244L166 243H164V248H161L160 249V247L159 246H156V250H155V253H153L154 255H153V257L156 259V258H158V260H160L159 262H157V264H168L170 261H169V259L171 258V260L172 261H174V263L173 264H241V263H237V262H235L234 261V259L237 257V255H236V253H231V254H229L228 255V257H225L224 255H223V253H222V251L220 250V252L218 251V250H216L215 249V246H213V244L211 243V241H212V237L217 241V242H219V244L221 243L222 245L223 244H225L224 242H225V240H228V241H230L231 243H235V245H234V247H236V245H237V247L241 250V252L242 251H244L245 249H246V253H250V251L248 250L249 249V247H255V246H253L254 244L253 243H256V244H258L259 246L260 245H262L263 247H264V229H260L259 227H258V224H259V222L261 221L262 222V219L264 218V211H262L261 209H263V208H261L260 206H258V207H260V208H256L255 206H253V205H251V206H249V204H247V203H242L241 201H239L238 199H234V197L232 196V193L231 194H224V192H223ZM235 196V195H234ZM238 196V195H237ZM249 195H247V199L249 200V198L250 197H248ZM54 197V196H53ZM56 197V196H55ZM97 197V196H96ZM128 197V198H129ZM146 197V196H145ZM160 197V196H159ZM174 197V196H173ZM176 197V196H175ZM243 197V196H242ZM0 198H1V195H0ZM182 198V197H181ZM181 198H179V199H181ZM235 198H236V196H235ZM2 199V198H1ZM58 199V198H57ZM61 199V198H60ZM62 199H63V197H62ZM106 199H107V197H106ZM147 199V198H146ZM150 199H152V197L150 198ZM155 199V198H154ZM157 199V198H156ZM173 199H175V198H173ZM176 199H177V197H176ZM55 200H56V198H55ZM64 200V199H63ZM62 200V201H63ZM70 200V199H69ZM108 200V199H107ZM135 200H137V201H135ZM143 200H144V198H143ZM148 200V199H147ZM146 200V201H147ZM165 200V199H164ZM182 200V199H181ZM246 200V199H245ZM252 200H253V198H252ZM59 201V200H58ZM62 201H60V202H62ZM65 201V200H64ZM160 201H162V200H160ZM251 201V200H250ZM249 201V202H250ZM257 201V200H256ZM263 201V200H262ZM66 202V201H65ZM154 202V201H153ZM183 201H179L178 202V205H179V207H180V205H183V204H185V201L182 203ZM264 202V201H263ZM2 203V204H1ZM22 203V204H21ZM55 203V205H56V203L57 202H54ZM59 203V202H58ZM160 203V202H159ZM230 204V206H228L227 207V209H226V204ZM253 203H254V200H253ZM256 203H258V202H256ZM16 204V203H15ZM66 204H67V202H66ZM69 204H67L68 206L67 207H69V210H70V206H69ZM70 204V205H71ZM98 204V205H97ZM155 204V203H154ZM163 204V203H162ZM172 204V203H171ZM198 204V203H197ZM247 204V205H246ZM262 204V203H261ZM23 205H24V208H23ZM62 205V204H61ZM64 205H65V203H64ZM189 205V204H188ZM255 205V204H254ZM263 205H264V203H263ZM136 206V205H135ZM2 207L5 209V210H8V211H10L9 213H11V211H12V213L14 214L13 216H11L10 217V215L12 214H10L9 215V213H7L6 215L9 217V219H7L5 216H4V209H2ZM137 207V206H136ZM137 207V208H138ZM150 207V206H149ZM151 207L154 209L155 208V211L157 212L158 211V206H156V205H151ZM183 207V206H182ZM21 208H23L22 209V211L23 210H27L28 209V211H29V215L27 216L26 214H28V213H26V212H28V211H26L24 214L22 213L21 214V211H20V209ZM55 208V207H54ZM58 208H60L59 207V204H58V206L56 207V209H58ZM64 208V207H63ZM127 208V207H126ZM126 208H125V210H126ZM175 208V207H174ZM65 209V208H64ZM63 209V210H64ZM80 209L81 210H83V211H85L86 213L84 214V216H86L87 218H86V220H88V221H91V220H95L94 221V226H95V228H96V222H98L97 224H98V231H96L95 233H96V235H97V232H98V235H97V237H96V235L95 236H93V237H96V238H94V240H96V242H98V245L96 244L95 246L96 247H98V248H96L93 244H90V242L89 241H91L92 240V238H91V240H89L88 241V239L86 238L87 237V235L88 234H90V233H88L87 232V230H86V232L87 233H85V231L83 230L84 229V227H82V229H80L79 227H78V225H79V223H81V221L80 220H85V218H80V217H77L76 215H79L80 216V213L82 212V211H80ZM121 209V208H120ZM130 209H132L133 210V208H130ZM150 209V208H149ZM180 209V208H179ZM212 209V208H211ZM137 210V209H136ZM259 210H261V211H259ZM58 211V210H57ZM65 211V210H64ZM117 211V210H116ZM161 211V210H160ZM163 211V210H162ZM169 211V210H168ZM173 211V210H172ZM55 212V211H54ZM59 212V211H58ZM57 212V213H58ZM118 212V211H117ZM119 212H121V210L119 211ZM141 212H142V210H141ZM143 212H144V214H146V212L143 210ZM142 212V213H143ZM159 212V211H158ZM170 212V211H169ZM57 213H55V214H57ZM84 213V212H83ZM97 213V214H96ZM122 213V212H121ZM129 213H132V212H129ZM136 213V212H135ZM160 213V212H159ZM132 214H134V213H132ZM139 214V213H138ZM75 215V216H74ZM81 215H83V214H81ZM123 215V214H122ZM135 215V214H134ZM141 215V214H140ZM147 215V214H146ZM145 215V216H146ZM143 218H144V215L142 214L141 215ZM140 216V217H141ZM113 217V218H112ZM130 217V216H129ZM89 218L91 219V220H89ZM122 218V217H121ZM136 218H138L139 219V216H137ZM154 218H156V219H159L160 217H158V216H155ZM132 219H134V216H133V218H131L129 221H131ZM162 220H163V217H162V219H161V222H162ZM165 221H167L166 219H164ZM174 220H176L175 218H173L172 219V221L174 222ZM3 221H4V223L6 224H3ZM5 221H8V222H5ZM12 221V220H11ZM145 221H147L146 219H145ZM155 221V220H154ZM185 221V220H184ZM83 222V221H82ZM85 222V221H84ZM83 222V223H84ZM131 222H133V224H134V222H135V220L133 221H131ZM148 222V221H147ZM164 222V221H163ZM181 222H183V221H181ZM187 222H188V220H187ZM7 223H9V224H7ZM15 223V222H14ZM91 223V222H90ZM144 223V222H143ZM151 223V222H150ZM153 223V222H152ZM165 223V222H164ZM5 225L4 227H1V226H3V225ZM85 224V223H84ZM84 224H82L83 226H85ZM145 224L146 223H144V226H145ZM188 224V223H187ZM191 224V223H190ZM7 225H9V226H7ZM86 225H87V223H86ZM152 225V224H151ZM227 225L230 227V229L231 230H228L226 227H227ZM252 225H257L256 227H258V228H255V226H253L254 228H255V231H256V233L258 232L259 234L258 235H256L255 234V231H254V235H252L251 233H253L252 231H253V228H251L252 227ZM80 226V225H79ZM88 226H89V223H88ZM88 226L86 227V228H88ZM91 226V225H90ZM94 226H92L91 227V229L93 230V228H94ZM127 226V225H126ZM133 227V226H132ZM136 227H137V225H136ZM135 227V228H136ZM140 227V226H139ZM138 227V229H140ZM147 227V226H146ZM152 226H150V228H151ZM155 227V226H154ZM162 227V226H161ZM264 227V226H263ZM15 228L13 229V232H14V230H15ZM95 228H94V230H95ZM126 228H129V227H126ZM147 228H149V227H147ZM157 228V227H156ZM160 228V227H159ZM191 228V227H190ZM90 229V230H91ZM146 229V228H145ZM164 229H166V228H164ZM176 229V228H175ZM193 229V228H192ZM1 230V231H2ZM10 230V229H9ZM91 230V231H92ZM114 230V231H113ZM157 230V229H156ZM194 230V229H193ZM252 230V231H251ZM4 231H2V233H5ZM82 231L85 233V235L84 234H82ZM90 231V232H91ZM113 231V232H112ZM142 231V230H141ZM140 231V232H141ZM158 231H159V229H158ZM168 231V230H167ZM10 232V231H9ZM11 232H12V230H11ZM15 232H17V231H15ZM139 232V234H138V232L137 233H135V235H139L140 236V233ZM155 232V231H154ZM165 232V231H164ZM208 232L210 233H212V235H209L208 234ZM1 233V234H2ZM17 233V234H18ZM92 233H94L93 231H92ZM91 233V234H92ZM143 233V232H142ZM145 233V232H144ZM143 233V234H144ZM157 233V232H156ZM155 233V234H156ZM162 232H160V234H161ZM169 233H171V232H169ZM210 233V234H211ZM15 234V233H14ZM152 234V233H151ZM163 234V233H162ZM188 234V233H187ZM230 234H231V236H236L238 239H235V238H228L229 236H230ZM11 235V233L10 234H8V236H10ZM12 235H13V233H12ZM134 235V236H135ZM156 235H158V234H156ZM166 235H168V234H166ZM170 235V234H169ZM171 235H172V233H171ZM194 235V236H195ZM15 236V235H14ZM91 236V235H90ZM148 236V235H147ZM146 235H144V236H141L142 238H145V237H147ZM155 236V235H154ZM193 236V238H195ZM13 236H10V238H12ZM3 238V237H2ZM8 238V237H7ZM8 239L9 241L11 240V241H14L16 238L15 237H13L12 239ZM15 238V239H14ZM192 238V239H193ZM0 239H1V237H0ZM147 238H145L144 240H146ZM148 239H150L149 237H148ZM164 239V238H163ZM191 239V238H190ZM195 239V240H196ZM2 240V239H1ZM19 240V239H18ZM17 240V241H18ZM151 240V239H150ZM155 240V239H154ZM165 240H167L166 238H165ZM177 240V239H176ZM179 240V239H178ZM183 240V239H182ZM188 240V239H187ZM17 241H16V243H17ZM93 241V240H92ZM147 241V240H146ZM180 241H181V239H180ZM194 241V240H193ZM199 241V242H200ZM224 241V242H223ZM8 242V241H7ZM89 242V243H88ZM182 242V241H181ZM259 242L260 243H262V244H259ZM9 243V242H8ZM12 244L13 243H15V242H11ZM15 243V244H16ZM88 243V244H87ZM94 243V242H93ZM145 243V242H144ZM152 243V242H151ZM7 243L6 242H4V240H2V241H0V255H5V253H8L6 250L8 249L9 250V248L10 247H8L9 245H6ZM145 245L144 247H143V245ZM149 244V243H148ZM153 244V243H152ZM170 244V243H169ZM218 244V243H217ZM230 244V243H229ZM3 245V246H2ZM90 245L92 246H94L93 248H95V249H93V248H90ZM142 245V246H141ZM161 245V244H160ZM10 246H12V245H10ZM17 246V244L16 245H13V247H16ZM147 246H151V245H147ZM200 247H203V246H200ZM262 247V248H263ZM124 248V249H123ZM132 248V247H131ZM131 248H129V249H131ZM148 248L149 249H151L152 248V246L151 247H147V250H148ZM158 248V249H157ZM166 248H169L168 250L166 249ZM204 248V247H203ZM248 248V249H247ZM160 249V250H159ZM198 249V248H197ZM252 249V248H251ZM255 249V248H254ZM258 249V248H257ZM261 248H259V250H260ZM139 250L137 251V252H139ZM259 250H257V251H259ZM262 250V249H261ZM260 250V251H261ZM71 251H73V252H71ZM123 251V252H122ZM126 252L125 253H127L128 251L127 250H125ZM166 251H168V252H166ZM264 251V250H263ZM132 252V254H133V251H131ZM145 252V253H144ZM245 252V251H244ZM256 252V251H255ZM68 253H70L72 256H69V254ZM129 253V252H128ZM150 253H152V251L150 252ZM18 254V253H17ZM66 256H65V255ZM76 254H77V256H76ZM131 254V253H130ZM131 254V255H132ZM11 255H12V253H10L9 255H6V256H4L3 257V259L2 260H5V263L4 264H11V263H13L12 262V258H11ZM148 255L149 254H147V257H148ZM250 255V254H249ZM257 255V254H256ZM261 256H262V252H261V254H260ZM259 255V256H260ZM130 256V255H129ZM143 256H146V255H143ZM150 256V255H149ZM247 256V255H246ZM77 257H81L83 260H81L80 259V261H77ZM136 257H139L138 256V254H137V256ZM17 258V257H16ZM65 258V259H64ZM116 258V259H117ZM124 258H125V260H126V257L124 256L123 257V260H124ZM131 258H133V257H131ZM129 259V260H131L132 262H133V260L134 259H136V258H134V259ZM143 258V257H142ZM18 259V258H17ZM19 259H21V258H19ZM18 259V260H19ZM19 260V261H22L23 262V260ZM37 259V260H38ZM117 259V260H118ZM237 259V258H236ZM254 259V258H253ZM18 260L16 261V263L18 262ZM87 260V261H88ZM137 260V259H136ZM145 260V259H144ZM119 261V260H118ZM127 261V260H126ZM125 261V264H128V263H130L129 261H128V263ZM146 261V260H145ZM22 262H21V264H22ZM131 262V264H136V261L135 262H133L132 263ZM141 262V261H140ZM148 262V261H147ZM153 262V261H152ZM85 263V262H84ZM90 262H88V264H89ZM90 263V264H91ZM119 263V262H118ZM142 264L144 263L143 261L141 262ZM151 263V261L149 262V264ZM263 263V262H262ZM18 264H20L19 262H18ZM85 264H87V262L85 263ZM123 264H124V262H123ZM153 264V263H152ZM154 264H156V263H154Z\"/></svg>","mask_w":264,"mask_h":264}]
</instances>
